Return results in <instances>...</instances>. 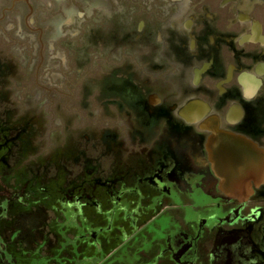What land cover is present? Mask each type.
<instances>
[{
	"label": "flooded vegetation",
	"instance_id": "af4514ba",
	"mask_svg": "<svg viewBox=\"0 0 264 264\" xmlns=\"http://www.w3.org/2000/svg\"><path fill=\"white\" fill-rule=\"evenodd\" d=\"M103 1L121 3L123 23L109 31V43L93 42L100 63L107 61L102 52L115 63L111 76H101L99 93L119 115L134 119L120 118L100 139L98 128L90 127L96 137L86 142L115 149L85 154L87 164L83 170L73 165L67 181H79L80 188L97 181L125 197L152 187L155 194L144 193L147 214L173 208L159 227L161 236L148 239L144 254L154 250V260L136 264H264V0ZM17 98L28 114L13 123L0 117V154L14 148L16 161L31 159L18 149L28 140L26 150L40 157L41 117L29 115L37 109L24 104V96ZM213 129L257 152L245 162L238 195L224 190L211 159ZM113 158L117 169L104 172L102 164L109 168ZM34 173L43 177L39 167Z\"/></svg>",
	"mask_w": 264,
	"mask_h": 264
},
{
	"label": "rangeland",
	"instance_id": "374dc122",
	"mask_svg": "<svg viewBox=\"0 0 264 264\" xmlns=\"http://www.w3.org/2000/svg\"><path fill=\"white\" fill-rule=\"evenodd\" d=\"M119 4L0 0V117L9 116L12 123L23 120L28 113L20 111L17 97L24 96V104L37 109L29 115L37 112L41 117L43 151L35 157L33 150H26L30 144L24 140L19 152L32 155L31 159L16 161L20 155L14 157V148L0 154V264H136L155 258L154 250L148 252L149 258L144 254L148 239L153 233L161 236L159 227L173 210L147 214L144 193L156 190L144 188L138 196L125 197L120 189L105 191L97 181L90 180L86 188L77 186L79 181H67L73 165L87 164L85 154L95 156L97 147L103 149L99 143L86 142L93 128H98L100 139L120 118L134 119L126 112L119 115L114 104H106L105 99L111 100L105 95L101 99L98 88L102 75L113 74L115 63L103 52L107 61L100 63L93 42L109 43V31L123 23ZM104 149H109V155L115 148ZM5 161L11 167L4 166ZM35 166L42 169L41 179L34 173ZM108 166L102 164L104 172L118 167L114 158ZM155 250L159 251L157 246ZM129 254L133 258H127Z\"/></svg>",
	"mask_w": 264,
	"mask_h": 264
},
{
	"label": "water",
	"instance_id": "95a60500",
	"mask_svg": "<svg viewBox=\"0 0 264 264\" xmlns=\"http://www.w3.org/2000/svg\"><path fill=\"white\" fill-rule=\"evenodd\" d=\"M213 131L214 135L208 145L211 159L223 179L224 190L228 193L232 189L238 195L245 186V162L250 161L257 152L244 140L232 134L217 129Z\"/></svg>",
	"mask_w": 264,
	"mask_h": 264
}]
</instances>
